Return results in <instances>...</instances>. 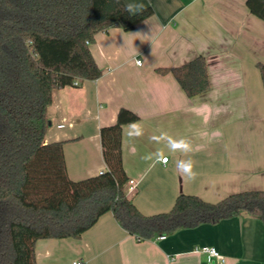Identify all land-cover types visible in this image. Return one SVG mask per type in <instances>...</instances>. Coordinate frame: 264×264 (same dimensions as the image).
I'll return each instance as SVG.
<instances>
[{"label":"crops","instance_id":"0c3cea01","mask_svg":"<svg viewBox=\"0 0 264 264\" xmlns=\"http://www.w3.org/2000/svg\"><path fill=\"white\" fill-rule=\"evenodd\" d=\"M124 2L152 7L154 14L130 32L112 28L97 34L90 49L102 76L55 90L48 108L45 142H64L69 177L79 181L106 170L100 130L115 124L124 108L144 127L139 138H129L123 128L122 143L124 168L135 183L127 184L126 194L143 214L169 212L182 194L217 203L234 193L264 190V150L240 141L238 128L229 131V117L240 118L247 101L241 92L243 55L252 50L264 63V21L251 14L247 0ZM199 56L208 62L211 82L201 95L188 97L172 73L158 72ZM161 130L188 138L193 150L187 156L169 153L166 164L152 167L144 157L164 147L150 140ZM189 157L195 161L193 180L175 169L177 159ZM161 236L138 241L109 212L78 239L39 240L36 261L212 264L196 252L210 246L225 256V264H264V222L252 215Z\"/></svg>","mask_w":264,"mask_h":264},{"label":"trees","instance_id":"16d2710c","mask_svg":"<svg viewBox=\"0 0 264 264\" xmlns=\"http://www.w3.org/2000/svg\"><path fill=\"white\" fill-rule=\"evenodd\" d=\"M124 0H0V264H37L42 239L80 238L106 213L138 241L248 214L264 222V190L231 194L217 203L180 195L165 213L143 214L127 196L123 126L140 117L121 109L102 127L106 170L74 181L64 142L46 143L48 108L55 90L102 76L90 45L112 28L130 32L154 14L136 16ZM264 21V0H247ZM264 86V63L259 64ZM182 90L193 98L211 87L208 62L199 56L174 68Z\"/></svg>","mask_w":264,"mask_h":264},{"label":"rangeland","instance_id":"374dc122","mask_svg":"<svg viewBox=\"0 0 264 264\" xmlns=\"http://www.w3.org/2000/svg\"><path fill=\"white\" fill-rule=\"evenodd\" d=\"M252 52L251 50L243 55L245 56V70L243 71L245 83L242 86L244 91L241 92L247 100L242 103L244 105L241 109L243 115L237 119L229 117V131L238 128L240 141L264 150V86L259 68L260 60L257 54ZM254 58H257V62H254L256 60ZM247 105H250L248 109H246Z\"/></svg>","mask_w":264,"mask_h":264},{"label":"clouds","instance_id":"9594fccd","mask_svg":"<svg viewBox=\"0 0 264 264\" xmlns=\"http://www.w3.org/2000/svg\"><path fill=\"white\" fill-rule=\"evenodd\" d=\"M125 10L130 16H136L145 9L143 4L129 3L125 6ZM123 127L129 138H139L144 135V127L139 121H130ZM150 140L156 144L164 146L144 157V159L152 162V167H155L157 164H166L169 153H181L187 156L193 150L192 143L188 138L174 137L167 131L163 130L159 132V135H152ZM165 149H167V153L165 152ZM194 168L195 161L190 157L186 159H177L175 161V169L177 173L187 180L195 179L197 173L194 171Z\"/></svg>","mask_w":264,"mask_h":264},{"label":"built area","instance_id":"2783aa9c","mask_svg":"<svg viewBox=\"0 0 264 264\" xmlns=\"http://www.w3.org/2000/svg\"><path fill=\"white\" fill-rule=\"evenodd\" d=\"M138 64H141V61H138ZM59 128H64L65 125H59ZM168 162V161H167ZM131 185L135 186L134 181L128 182ZM165 236H161L160 239H164ZM197 253L205 254L208 258V261L212 264H225L226 258L223 256L215 247L204 246L196 249ZM75 264H83L81 262H76Z\"/></svg>","mask_w":264,"mask_h":264}]
</instances>
